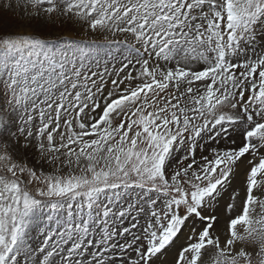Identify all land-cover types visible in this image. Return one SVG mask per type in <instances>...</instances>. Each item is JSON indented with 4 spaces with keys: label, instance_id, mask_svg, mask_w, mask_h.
<instances>
[{
    "label": "snow or ice",
    "instance_id": "obj_1",
    "mask_svg": "<svg viewBox=\"0 0 264 264\" xmlns=\"http://www.w3.org/2000/svg\"><path fill=\"white\" fill-rule=\"evenodd\" d=\"M0 264H264V0H0Z\"/></svg>",
    "mask_w": 264,
    "mask_h": 264
},
{
    "label": "rangeland",
    "instance_id": "obj_2",
    "mask_svg": "<svg viewBox=\"0 0 264 264\" xmlns=\"http://www.w3.org/2000/svg\"><path fill=\"white\" fill-rule=\"evenodd\" d=\"M45 35L49 36L50 42L55 46L68 42L67 39H58L59 37H70L74 40L82 41L81 46L88 53V59L93 62V66L98 62L100 70L105 66L110 71L119 69L128 60H132L133 65H135L136 59H139L137 53L128 44L121 42L125 39L123 35L113 37L106 32L91 33L70 28H57L50 30Z\"/></svg>",
    "mask_w": 264,
    "mask_h": 264
}]
</instances>
